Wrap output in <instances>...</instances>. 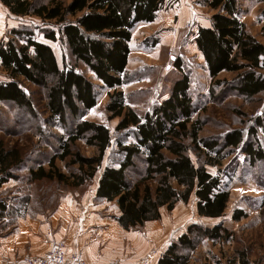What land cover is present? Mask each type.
<instances>
[{"label":"trees","instance_id":"16d2710c","mask_svg":"<svg viewBox=\"0 0 264 264\" xmlns=\"http://www.w3.org/2000/svg\"><path fill=\"white\" fill-rule=\"evenodd\" d=\"M257 1L264 3V0ZM0 2L12 16L41 20L43 26L39 30L43 38L59 43L72 59L69 66L60 69L51 47L38 41L35 28L28 25L11 29L6 40H0V69L6 77L0 82V104L24 110L37 120L41 115L34 103L38 96L34 87L43 93L46 124L66 128L68 117L73 122L59 151L47 158V169L41 164L27 169L24 178L27 184L55 180L74 188L83 186L93 179L106 151L111 149L95 196L116 204L117 222L124 230L156 221L162 208L171 211L177 202L186 203L191 197L195 199L198 217L223 216L229 192L218 173L212 174L208 168L221 166L230 149L242 144L243 131L236 128L218 138L200 136L204 123L193 120L195 111L188 93L189 79L179 64L175 68L181 75L171 83L167 98L143 115L126 107L125 95L119 90L126 82L131 32L139 23L154 21L164 0ZM204 2L211 10L218 11L211 17V26L199 28L194 39L210 78L215 80L221 72L236 73L234 89L240 97L251 99L264 93V42L246 31L238 17V0ZM260 15L264 18V7ZM260 36L264 41V25ZM78 64L109 91L104 109L108 119H118L115 132L121 133L116 137L105 125L84 119L96 105V86L79 71ZM224 83L215 80L217 86ZM263 122L264 113L255 118V130L251 127L247 130L253 144L248 143L242 153L252 163L264 160L256 130V127L263 129ZM126 138L132 142H126ZM77 141L92 148L94 154L89 158L83 156L74 146ZM139 159L140 170L136 166ZM57 160L65 164L66 174L56 167ZM22 161L18 149L7 148L0 141V187L11 180H20L15 173ZM24 198L14 200L21 204L20 210L0 197V234L8 227L7 219L12 218L7 222L13 224L25 215L27 198ZM240 216H243L241 211H236L232 219L238 221ZM232 235L222 223L210 227L189 224L157 258L156 264H190L201 244L227 243ZM214 262L223 264L216 259ZM224 264L257 263L240 251L225 258Z\"/></svg>","mask_w":264,"mask_h":264},{"label":"rangeland","instance_id":"374dc122","mask_svg":"<svg viewBox=\"0 0 264 264\" xmlns=\"http://www.w3.org/2000/svg\"><path fill=\"white\" fill-rule=\"evenodd\" d=\"M204 1L164 0L161 11L158 12L154 21L134 27L129 42L126 82L119 90L125 95L126 107L143 115L167 98L171 83L181 75L175 68L179 64L180 70L189 79L188 93L195 111L193 120L199 119L204 123L200 136L218 138L236 128L243 131L242 144L238 148L230 149L229 155L222 161L221 166L208 168L210 173H218L223 187L229 192L226 209L220 218H200L195 211L194 197L189 198L186 203L177 202L171 211L163 208L160 219L151 228L153 235L149 246L146 245L147 248L142 251V256L133 261L113 258L105 264L115 261L118 264H137L138 259L151 251L156 257L150 264H156L155 258L158 260L157 258L167 246L184 233L189 224L194 223L208 227L222 223L233 235L227 243L201 244L195 250L190 264H215V259L224 264L225 258L240 251L247 253L251 262L264 264V160L252 163L247 155L242 153L245 146L252 143L247 136V130L250 127L255 130V118L264 113V93L251 99L240 97L234 89L236 73L221 72L215 80L225 83L218 86L215 80L210 78L202 55L197 51L194 43L197 30L210 27L212 15L218 12L205 6ZM238 7V17L245 24L248 34L264 42L260 36L261 27L264 25V18L261 17L260 12L264 3L257 0H238ZM20 25L35 28L36 39L51 47L60 69L71 64L72 59L64 47L43 38L39 30L43 26L41 20L30 16H12L0 2V40H6L8 32ZM77 67L96 86V105L86 113L84 119L105 125L116 137L121 133L115 132L118 119H108L104 109L109 91L101 87L100 83L95 81L81 64ZM5 80V73L0 69V82ZM32 89L38 95L34 98L36 109L41 115L37 120L24 110L15 109L12 105L0 104V141H3L7 148L18 149L23 160L21 168L15 173L20 180H11L2 185L0 197L8 200L13 206H19L20 209L21 204L14 200L21 201L24 196H27L25 197L27 198L25 215L19 216L13 224L7 222L13 220L12 218L7 219L5 222L8 227L0 234V238L17 234L20 239L17 244L22 250L20 257H15L10 260L11 262L6 261L4 264H24V258L41 255L51 250L55 243L63 244L66 255L76 254L73 251L66 252L65 241L55 240L53 236L59 231L61 225H64V230L67 231L66 225L68 227L72 220L73 223L78 221L74 218V214L80 211L79 205L81 206L82 198L97 186L101 170L107 165L111 150L106 151L101 168L93 179L83 186L74 188L55 180L27 184L24 179L27 169L35 168L39 164L47 169V158L55 151H59L60 143L67 136L68 129L73 123L70 120L71 117H68L66 128L46 124V115L42 109L43 93L34 87ZM262 124L263 129L256 127V130L257 141L264 153V122ZM125 132L127 131L122 133L126 135ZM125 141L130 143L132 139L126 138ZM74 146L86 158L94 154V150L82 141H77ZM140 160L136 164L138 170L142 165ZM55 165L62 173H67L62 161L57 160ZM108 211L114 213V206L108 207ZM236 211H241L243 214L238 221L232 219ZM62 214L65 215L64 218ZM142 237L145 238V236ZM81 258L88 264H100Z\"/></svg>","mask_w":264,"mask_h":264},{"label":"crops","instance_id":"0c3cea01","mask_svg":"<svg viewBox=\"0 0 264 264\" xmlns=\"http://www.w3.org/2000/svg\"><path fill=\"white\" fill-rule=\"evenodd\" d=\"M160 11L161 9L158 12ZM96 188L97 186L82 198L81 206L79 205L81 209L78 214H74V218H77L78 221L73 223L72 220L68 227L66 225L67 231L64 230V225H61L53 238L65 241L66 252L73 251L92 263L105 264L106 261L113 258L133 261L142 256V251L147 248L146 245L149 246L153 235L151 228L158 220L145 222L143 226L132 230H124L117 222L119 211L116 204L97 199ZM112 205L114 213L108 211V207ZM75 207L76 205L73 206L74 210ZM61 211L63 212V210ZM62 217L64 218L65 215L62 214ZM138 229L139 231H137ZM18 241L20 239L17 234L0 238V264H4L6 261L11 262V259L20 257L22 250L17 244Z\"/></svg>","mask_w":264,"mask_h":264},{"label":"built area","instance_id":"2783aa9c","mask_svg":"<svg viewBox=\"0 0 264 264\" xmlns=\"http://www.w3.org/2000/svg\"><path fill=\"white\" fill-rule=\"evenodd\" d=\"M62 243H55L52 249L41 254L24 258V264H88L83 261L77 254L66 255ZM155 256L153 251L148 255L136 261L137 264H148ZM135 263V262H134ZM108 264H118L117 261ZM133 264V263H131Z\"/></svg>","mask_w":264,"mask_h":264},{"label":"bare ground","instance_id":"6f19581e","mask_svg":"<svg viewBox=\"0 0 264 264\" xmlns=\"http://www.w3.org/2000/svg\"><path fill=\"white\" fill-rule=\"evenodd\" d=\"M148 254H149V253H147L146 255H148ZM77 255H78V254H77ZM146 255H144L143 257H145ZM78 256H79V255H78ZM79 257H80V256H79ZM143 257H141V258H143ZM80 258H81V257H80ZM141 258H140V259H141ZM81 259H82V258H81ZM140 259H138V260H140ZM153 259H154V258H153ZM153 259H152V260H153ZM138 260H137V261H138ZM152 260H151L148 264H150V263L152 262ZM130 264H131V263H130Z\"/></svg>","mask_w":264,"mask_h":264}]
</instances>
